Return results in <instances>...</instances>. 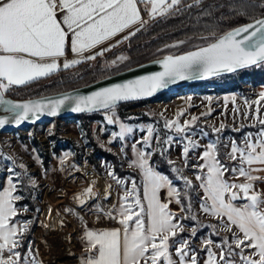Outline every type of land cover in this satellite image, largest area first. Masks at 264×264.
I'll return each instance as SVG.
<instances>
[{"label": "snow or ice", "instance_id": "1", "mask_svg": "<svg viewBox=\"0 0 264 264\" xmlns=\"http://www.w3.org/2000/svg\"><path fill=\"white\" fill-rule=\"evenodd\" d=\"M181 3L182 0H0V104L5 105V111L10 114L0 116V128L9 123L19 125L28 120L30 115L38 118V114L46 112L50 116H56L69 100H74V106L71 107L73 112L110 110L119 101L151 96L169 82L212 77L222 72L231 73L264 64L262 14L259 18L251 17L249 23L218 37L213 32L211 35L215 39L206 46L181 55L166 56L162 62L164 70L153 75L75 98L64 96L15 104L4 99L5 93L13 86L25 85L46 77L61 67L68 69L79 64L81 59L60 63V58L65 56L69 47L78 57L94 60L97 55H103L109 49L104 48L86 56L85 53L126 29L129 33L123 39L127 40L147 23L141 15L140 4L155 19L179 11ZM200 3L201 0H193V4ZM231 7L236 15L248 16L251 9H264V0H259V3L256 0H244ZM227 99L226 97V102ZM232 100L235 102V97ZM261 102H264V91L253 102L257 105L254 119L261 126L260 130L255 136L248 133L242 144L232 141L230 151L223 154L228 160L237 162L234 166L229 168L221 161L218 141L206 146L200 157L203 163L197 165L204 173L195 176L204 192L201 210L217 217L223 224V230L232 233L231 243L225 238L215 245L219 253L212 250L211 239L204 240L207 250L204 264H236L233 258L235 256H239L241 264H264V192L255 188L257 181L264 182V176L256 174L264 171V117L260 115ZM245 104H248L247 100ZM184 111H178L175 119L166 120L164 127L175 128L177 134H187L199 117L192 116L182 125L179 117ZM210 111L201 115H208ZM107 122L114 124L117 121L113 116H108ZM223 128L224 125H221L214 131L219 133ZM130 131L131 128L121 123L120 131L114 133L113 138L123 140ZM147 131L148 136L143 141L145 145L152 139L154 129L148 126ZM185 139L188 142L183 146L182 155L187 166L189 152L198 145L188 135H185ZM172 140L173 137L168 136L163 142L171 143ZM133 150L136 152V159L131 163L143 174V195L147 205L143 203L133 180L131 189H126L121 197L119 208L113 205L112 210L106 213L110 219L118 218L122 228L86 230L82 239L86 241V253L89 255L82 264H198L197 255L190 247V240L175 239L179 232L184 231V227L180 224L177 213L169 209L171 199L162 202L159 196L161 189H167L168 196L181 204V192L167 176L157 172L149 164L151 153L137 151L135 145ZM225 173L244 179L242 182L230 181ZM108 174L115 179L114 172L109 171ZM180 178L186 189L192 187V181L187 176ZM32 183L34 185L35 181ZM15 191L16 185L11 179L9 187L0 190V264H21L19 249L23 246L24 234L32 224L31 220H14L18 214L15 201L21 198L13 194ZM95 195L97 194L89 186L76 199L80 205H85L87 199ZM183 195L188 196L187 190ZM188 210L191 211L190 202ZM97 211L102 212L103 209L97 206ZM181 211H184L183 206ZM191 219L195 220L196 217L192 216ZM233 227L237 232L232 231ZM190 236H196V228L191 230ZM172 248H175L178 259H173ZM245 249L250 251V255H245ZM23 259L27 262V257ZM31 264H36V261L33 259Z\"/></svg>", "mask_w": 264, "mask_h": 264}, {"label": "rangeland", "instance_id": "2", "mask_svg": "<svg viewBox=\"0 0 264 264\" xmlns=\"http://www.w3.org/2000/svg\"><path fill=\"white\" fill-rule=\"evenodd\" d=\"M149 19L151 17L147 13L144 20ZM209 40H199L197 45ZM180 41L184 42V39L172 38L158 46L157 50H161L163 53L173 52L182 45V43H178ZM112 51L114 53L109 55L108 53ZM96 57L107 68L120 67L126 59L121 60L119 57L127 58L125 42H119L108 51H104L103 55ZM218 82V79H211L203 83L195 84L194 82L183 87L171 88L162 95L144 99L137 105L123 109V118H120L116 108H113L105 109L100 116L87 119V128L92 141L116 154L120 168L136 171L137 180L129 173L119 174L116 172L109 159L98 156L95 157L93 164L85 158L90 147L87 145V136L81 119L78 117H54L28 128L0 131V188L9 187L11 179L12 183L16 185V191L13 194L20 196V200L23 199V196L27 197L33 204V209H31L25 203L19 202V200L15 201L18 214L14 220L18 222L32 221V238L26 239L25 250L21 255V264H31L33 259L36 264H71L74 256L82 258L86 253V246L81 243L80 229L85 226L106 225L110 220L106 213L112 210L113 205L117 209L119 208L122 203L121 197L126 189H131L133 180L136 182L143 203L145 206L147 205L143 195V174L138 167L132 166L131 163L136 159L134 145L137 151L145 153L159 151L167 161L174 162L172 169L176 172L178 179H181V176H187L192 183L196 184L197 196L191 197L188 192L186 197L187 204L189 202L191 204V211L185 209L181 211L182 204H177L174 198H170L167 189H161L160 194L162 202L171 199L169 209L177 213L179 222L184 227V231L179 232L175 239L190 240V247L197 255L198 264H204L207 259V250L203 243L205 239L213 241L212 250L217 253H219V249L215 247L216 244H220L225 238L231 243L232 233L223 230V224L217 217L201 210L200 205L204 192L199 187L200 181H197L195 176L204 173L197 165L203 163L200 157L209 143L218 141L217 148L225 154L230 151L232 141L242 144L248 133L255 136L260 130L261 126L254 119L257 105L253 102L258 100L259 93L264 91V83L243 79L241 87L237 90L216 91L212 87ZM226 97L228 98L227 102L225 101ZM232 97H235V102ZM245 100L248 101V104H245ZM249 105L252 106L249 107ZM259 107L260 115L264 117V102H261ZM180 110H185L184 114L179 117L182 125L192 116L199 117L187 134H177L175 128L166 129L164 127L166 120L175 119L176 113ZM209 110H211L210 114L201 115L208 113ZM141 111L146 114V119L140 117ZM108 116H113L117 122L109 124ZM121 123L131 128V131L126 133L123 140L118 137L114 139L113 134L120 131ZM221 125H224L221 132L214 131ZM257 125L258 127H255ZM148 126H152L154 131L152 139L148 145H145L143 141L148 136ZM185 135H188L198 145L189 152L187 166H185V159L182 155L183 146L188 142ZM55 136L71 139L74 142L73 146L60 147L59 144L56 145ZM168 136L173 137L172 142L164 143L163 141ZM58 142L66 141L60 139ZM54 143L55 149L53 148ZM73 147H75L74 150ZM224 158L229 163L222 159L221 161L229 168L237 163L228 160L226 155ZM149 164L154 168L150 160ZM21 165L24 167L22 168ZM177 169L181 171L178 172ZM90 170L98 173L106 181L105 187L99 188L92 179H89ZM109 171L114 172L115 179L108 174ZM256 174L264 176V171ZM225 177L235 182H242L244 179L237 178L231 173ZM32 181H35L34 185ZM118 181H123V183H118ZM259 184L264 187V182L257 181L255 183V188L258 191L261 190ZM89 186L97 195L88 198L85 205H80L76 197ZM173 186L178 189L176 183H173ZM240 202L242 203V201ZM97 206L103 211H97ZM25 209L27 210L25 211ZM113 214L115 215V212ZM192 216H195L196 219H191ZM112 220H116L118 225L122 226L118 218ZM193 228H196L195 237L190 236ZM200 229L203 231L198 233ZM232 231L237 232V229L233 227ZM197 247L202 251L198 252ZM233 248H235L234 244ZM171 251L173 259H178L175 255V248H172ZM236 251L238 252L239 249ZM245 255H250L248 249H245ZM24 257H27V262L23 259ZM233 258L236 264H241L239 256Z\"/></svg>", "mask_w": 264, "mask_h": 264}, {"label": "trees", "instance_id": "3", "mask_svg": "<svg viewBox=\"0 0 264 264\" xmlns=\"http://www.w3.org/2000/svg\"><path fill=\"white\" fill-rule=\"evenodd\" d=\"M237 2L243 3L244 0H201L199 5L193 4V0H182L179 11L175 12L174 14L158 16L155 19L151 18L146 20L147 23L144 25V27L140 28L139 31H135V34L129 36L127 40H124L127 58L120 67L116 69L107 68L106 66H103V64L100 63V59L96 57L94 60L82 61L68 69L61 68L60 70L46 77L31 81L25 85L13 86L9 91L6 92V94L13 97H23L80 85L118 69L163 53V51L157 50L158 46L166 41L171 40L172 38L184 39V43H182L178 49L173 50V52H179L196 46L197 42H199V40L205 39V37H208L211 40L218 34L238 23L249 20L251 17L264 14V9L256 7L255 9L249 10L248 16H238L231 7ZM256 3H259V0H256ZM188 5L192 6L188 7ZM213 32L215 33V37L211 35ZM201 34L205 35L200 36ZM113 53L114 51L108 54L110 55ZM211 79L219 80V82L212 87V89L216 91L237 90L241 87V80L243 79L252 82L259 81L260 83H264V64L253 65L246 69L215 76L195 82V84L207 82ZM143 100L144 99L124 101L116 104L115 108L117 110L118 116L123 118V109L137 105ZM104 110L105 109L83 112L75 115V117L81 119L82 126L87 136V145L90 147V151L87 152L85 158L93 164L95 157L98 156L104 159H109L112 162L113 168L116 172L119 174L129 173L133 176V178H135V180H137L138 175L136 171L132 169L120 168L116 154L98 146L94 141H92V138L89 135L87 119L89 117L100 116ZM140 113V117L145 119L147 118L144 112L141 111ZM255 127H258V125ZM60 139L65 140L66 142H58ZM54 141L56 145L59 144L60 147L66 145L72 147L74 143L69 138H59L58 136L54 137ZM55 143L53 144L54 149L56 148ZM74 149L75 147H73V150ZM218 151L222 154L220 158L224 162L229 163L227 160H225L221 149H218ZM150 163L156 170L164 173L173 183H176L179 191L182 194L181 204L187 211V199L183 193L185 190H187V192H190L191 197L197 196L198 193L196 190V184L192 183V187L190 189H186L184 181L176 177V172L172 169L173 163L170 164L169 161L165 159V156L160 154L159 151H153L151 153ZM227 175L228 173H225V176ZM19 202L25 203L27 207L33 209V204L30 200H28L27 197L23 196V199L19 200ZM31 231L32 226H30L29 230L23 236V246L19 249L21 255L25 250L26 239L32 238ZM201 231H203V229L198 230V233H201ZM196 249L198 252L202 251L199 247Z\"/></svg>", "mask_w": 264, "mask_h": 264}, {"label": "water", "instance_id": "4", "mask_svg": "<svg viewBox=\"0 0 264 264\" xmlns=\"http://www.w3.org/2000/svg\"><path fill=\"white\" fill-rule=\"evenodd\" d=\"M261 15H258L255 18H259ZM249 22H250V19L243 21L241 23H238V24L228 28L224 32L218 34L216 37H218L219 35H222L223 33L227 32L233 28H236L238 26L244 25V24L249 23ZM214 39L215 38H213V39H211L205 43L199 44L197 46H194V47H191V48L179 51V52H166V53H161V54L152 56L146 60L140 61L138 63L129 65V66L121 68V69H118L116 71H113L111 73H108L106 75H103L101 77H98L94 80H91L89 82H86V83H83L80 85L72 86V87L57 90V91H52V92H47V93H42V94H36V95H30V96H23V97H13V96L5 93L4 99L9 100L13 104H15V103H25L28 101H36V100H41V99H59V98L64 97V96H69V97L75 98V97H79V96L91 95L93 92L99 91L103 88L112 87L116 84L126 83L128 81L136 80V79H139V78L144 77V76L153 75L157 72H162L164 70L162 62L166 56L181 55V54H184L188 51L196 50L199 47L206 46L207 43L211 42ZM227 73L228 72H222L219 75L227 74ZM219 75H217V76H219ZM212 77H215V76H212ZM212 77H205V78H200V79L188 78V79H184V80H176L175 82H169L166 84L165 87L158 89L153 95L148 96V97H143L140 99L155 98L159 95L164 94L167 90H169L171 88L183 87L187 84L202 81V80L209 79ZM140 99H133V100H140ZM127 101H131V100H127ZM120 102H124V101H119V102H117V104ZM72 106H74V100L66 101L65 105L60 109V111L58 112V114L56 116H50L46 112L42 113V114H38V118H34L30 115L29 119L26 121H23L21 124L17 125L15 123H9V124L5 125L3 128H0V131H11V130L16 129V128H28V127L32 126L33 124H36L39 122H45V121H48L54 117L65 118V117L75 116L78 113L91 112V111H87V110L83 111V112H73V111H71ZM5 107H6L5 105L0 104V116L10 115L8 112L5 111ZM97 110H102V109H97ZM92 111H96V110H92ZM10 119H11V117H10Z\"/></svg>", "mask_w": 264, "mask_h": 264}, {"label": "crops", "instance_id": "5", "mask_svg": "<svg viewBox=\"0 0 264 264\" xmlns=\"http://www.w3.org/2000/svg\"><path fill=\"white\" fill-rule=\"evenodd\" d=\"M140 8H141V15H142V17L144 19L147 16V13L148 12L144 10V5L143 4H140ZM134 30L135 29H133V31ZM128 33H129V30L126 29L124 32L117 34V36L113 37L111 40L103 42V44L98 45L95 49L90 50V52H86L85 53V56L86 55H89L91 53L99 52V51H101L104 48H108L109 49V48L117 45L118 44L117 41H120V42L124 41L123 37L126 36V35H128ZM72 59H81V62L87 60V59H82L81 57H78L75 53H73L70 50V47H69V48L66 49L65 56L60 58V63L62 64L65 60H72ZM142 183H143V181H142ZM259 188L261 189L260 192H264V187H262L260 185ZM3 189L4 188H0V190H3ZM159 196H160V199H162V196H161L160 193H159ZM116 228H122V226H119V225H97V226L94 225V226H85V227H83V228L80 229L79 237H80V240H81L82 245H85L86 246V241L84 239H82V237L84 236V233H85L86 230H98V231H102V230H111V229H116ZM88 255L89 254L85 253L84 256H82V258L78 257L77 255L74 256L73 257V261L71 262V264H82V261Z\"/></svg>", "mask_w": 264, "mask_h": 264}, {"label": "bare ground", "instance_id": "6", "mask_svg": "<svg viewBox=\"0 0 264 264\" xmlns=\"http://www.w3.org/2000/svg\"><path fill=\"white\" fill-rule=\"evenodd\" d=\"M91 174L89 175V179H92L97 185L99 188H103L106 186V181L103 180V178H101V176H99L98 173H96L95 171L93 170H90L89 171Z\"/></svg>", "mask_w": 264, "mask_h": 264}, {"label": "built area", "instance_id": "7", "mask_svg": "<svg viewBox=\"0 0 264 264\" xmlns=\"http://www.w3.org/2000/svg\"><path fill=\"white\" fill-rule=\"evenodd\" d=\"M106 225H118V223L116 222V220L113 221L112 219H110Z\"/></svg>", "mask_w": 264, "mask_h": 264}]
</instances>
